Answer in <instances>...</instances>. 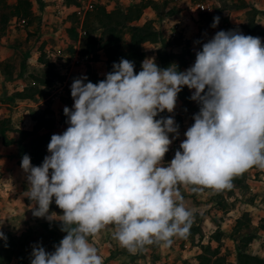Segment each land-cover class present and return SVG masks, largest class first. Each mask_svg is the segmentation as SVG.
<instances>
[{
  "label": "clouds",
  "instance_id": "1",
  "mask_svg": "<svg viewBox=\"0 0 264 264\" xmlns=\"http://www.w3.org/2000/svg\"><path fill=\"white\" fill-rule=\"evenodd\" d=\"M185 86L194 89L189 99L199 111L165 164L179 124L174 116L157 117L174 112ZM70 94L73 105L63 108L68 127L51 136L49 155L39 166L28 154L21 160L33 216L59 220L66 233L52 252L33 244L30 264H104L89 238L109 226L112 239L132 254L170 246L193 223L180 186L219 192L253 167L264 170L260 37L217 31L184 71L145 58L137 73L133 61L121 58L97 83L74 78ZM53 199L62 214L49 213ZM0 239L7 241L2 231Z\"/></svg>",
  "mask_w": 264,
  "mask_h": 264
},
{
  "label": "rangeland",
  "instance_id": "2",
  "mask_svg": "<svg viewBox=\"0 0 264 264\" xmlns=\"http://www.w3.org/2000/svg\"><path fill=\"white\" fill-rule=\"evenodd\" d=\"M4 1L13 3L15 0ZM29 1L33 19L27 22L12 18L6 29L0 33V118L6 116L11 118L12 128L7 132L11 137L15 136L18 129L31 128L32 110L44 106H48L53 112L56 124L52 133L61 134L68 124H60L58 121L65 107L64 100L70 94L73 79L87 75L89 72L98 76H103L105 73L102 51H98L96 58L92 60L77 54L78 40L71 38L67 31L72 27L75 31H79L78 34L81 33L79 30L81 20L72 13L73 6L91 1L92 8L103 5L106 10L113 11L115 8L125 7L138 0H77L75 4H66L64 0ZM153 1L159 6L158 13L154 12L155 15L150 18L149 13L143 10V15L141 14L138 20L142 22V19H152V24L158 33L156 42L142 45L143 60L154 58L158 65L160 57L166 54L189 50L193 56L187 58L186 64L181 66V71H184L194 63L196 51L201 50L203 43L211 39L217 31H228L232 28L245 35L260 37L264 43V0H202L208 4V10L197 21L187 19L185 3L188 0ZM45 2L51 3L54 7L45 8ZM169 8H175V14L168 16L165 12ZM32 9H37L39 13L34 14ZM211 15L220 18L215 28L211 27L213 22L210 20ZM174 21L176 22L173 23ZM175 39L179 40V43L172 45V40ZM126 40L127 35L123 37V42ZM197 40L200 43L194 44ZM41 54L52 65L51 72L54 73L47 85H41L37 81L43 73L47 77L51 74L49 71H44V64L38 60ZM177 62L178 60H170L171 64ZM140 70L141 68L136 72ZM30 86L39 89V93L31 99L19 100L13 96L14 92ZM193 91L194 89L189 90L185 86L178 94L172 114L179 127L182 120L188 122V117L193 118V115L199 111V104L189 99ZM72 105L73 99L66 106L71 108ZM184 111L186 114H183ZM164 112L170 114L166 110ZM175 112H180L182 117ZM11 145L18 151L16 145ZM179 145L166 153L165 164L174 157ZM3 146L0 141V166L5 162ZM46 155H49L47 149ZM237 178L238 182L232 181L231 188L219 192L207 188L191 195L189 186H180L179 189L184 197L185 207L194 214L192 224L201 229L200 243L216 246L213 236L219 231V254L224 255L227 264H235V240L248 231H252L254 237L248 243L247 251L264 259V231L260 227L264 223V170L253 167ZM25 188L27 189V186ZM13 206L19 208L20 202L15 201ZM53 212L62 214L54 199L49 208V213ZM29 219L33 228L39 221L47 220L34 217L33 214ZM236 219L241 220V228L236 233H232ZM246 220L247 226H244ZM26 222L28 221L25 220ZM10 228L1 227L0 231H22L26 226H22L21 223V228L16 229L10 224ZM112 230L111 226L102 230L97 237L98 244L94 239L89 238L91 243L97 244L95 247L100 255L106 254L103 258L104 264L118 260H120L119 264H198L196 258L200 248L196 245L197 235L189 238L174 237L170 246L153 244L132 254L112 239Z\"/></svg>",
  "mask_w": 264,
  "mask_h": 264
},
{
  "label": "trees",
  "instance_id": "3",
  "mask_svg": "<svg viewBox=\"0 0 264 264\" xmlns=\"http://www.w3.org/2000/svg\"><path fill=\"white\" fill-rule=\"evenodd\" d=\"M64 1L66 4L77 3V0ZM30 7L29 0H15L13 3L0 0V33L6 29L12 18L27 20V22L31 21L34 15ZM147 7L158 13L159 6L153 0H139L125 7L115 8L113 11L106 10L103 5H97L85 12L83 19L80 21L79 30L81 33L78 34L79 31H75L72 27L68 28L67 31L70 37L78 40V56H84L92 60L96 58L98 51L103 53L105 73L103 76H98L96 73L88 71L87 77L91 82L97 83L104 79L105 74L112 71L113 62H119L121 58L133 61L135 71L141 68V62L144 57L142 45L144 43H154L158 39V33L152 24V19H145L142 22L138 21L143 9ZM165 13L171 16L175 14V8H169ZM214 17H217V15H211L210 20L213 21ZM234 29L232 28L231 30ZM125 35H127V40L123 42ZM178 43L179 40H172V45ZM192 56L193 54L189 50H182L178 53L172 52L160 57L158 66L162 69L169 66L176 67L178 71H181V66L186 64L185 60ZM38 60L44 64V71H49L51 74L47 77L43 73L42 76L37 78V81L41 85H47L54 76V73L51 72L52 65L43 58L42 54ZM170 60H178V62L171 64ZM38 93V88L30 86L14 92L13 96L19 100H28ZM71 100L72 97L69 94L64 100L65 106ZM30 119L32 121L31 128L18 129L15 136L11 137L7 134L12 128L11 118L9 116L0 118V141L4 146L14 144L18 147L17 162L19 165H21L23 155L28 154L31 157V163L34 166H39L45 157L47 145L53 135L52 130L56 123L53 112L48 106L33 109ZM58 123H66L63 109ZM193 123L194 120L192 118L188 127ZM232 181L237 183L238 178L235 177ZM189 187L190 194L193 195L191 186ZM243 224L247 226V220ZM260 227L264 231V223ZM60 228L61 222L59 220L51 222L42 220L39 221L35 228L27 227L17 235L10 231H2L6 235L7 241L0 239V264H12V262L14 264H30L32 245L37 242L41 243L46 251H54V246L59 244L60 240L66 235ZM240 228L241 220L236 219L232 233H236ZM193 235H197L198 242L196 245L200 248L196 258L198 264H227L224 255L219 254V231H216L213 236L216 242L214 247L200 243L202 237L201 229L199 226L192 224L186 238ZM253 237V232L248 231L236 238L234 244L235 264H264L262 257L247 251V245Z\"/></svg>",
  "mask_w": 264,
  "mask_h": 264
},
{
  "label": "crops",
  "instance_id": "4",
  "mask_svg": "<svg viewBox=\"0 0 264 264\" xmlns=\"http://www.w3.org/2000/svg\"><path fill=\"white\" fill-rule=\"evenodd\" d=\"M60 1V0H59ZM59 1H57L59 3ZM62 1V0H61ZM139 1V0H138ZM46 3V2H45ZM54 7L51 5V3L47 2L45 4V8H52ZM38 9V8H37ZM33 10L34 14L39 13L38 10ZM148 9V10H147ZM146 13H149L150 18L155 15L154 11L150 9L149 7L143 9ZM143 15V14H142ZM144 19H142L143 21ZM147 43H144L145 45ZM1 45V44H0ZM178 115H181L180 112H175ZM183 114H186V111H184ZM159 116H173L172 113L166 114V112L160 113ZM160 117H157L159 119ZM192 117H188V122L182 120L180 122V127H179V136L175 140H173L172 144L170 145L169 149H174V147H177L181 143L183 139H185L184 132L187 130L189 123L191 122ZM174 134H169L170 138ZM3 152H4V159L5 162H2L3 164L0 166V228L4 229H11L10 224L14 225L15 228H21V223L22 226H26V228L29 226L32 227V223H30L29 216L31 214V201L24 196L25 187L27 185V180H26V173L23 171L21 168V165L18 164V156H17V150L15 146L13 145H8V146H3ZM23 198V199H21ZM19 201L20 202V207L15 208L14 202ZM8 205V206H7ZM21 221L19 223L18 221ZM25 220L28 221L25 223ZM21 230V229H20ZM21 231L14 230L12 233L18 234ZM102 232V231H101ZM97 234L96 236L90 237V239H94V241L99 243L97 241V237L101 234ZM104 233V232H103ZM97 244H94L96 246ZM220 248V246H219ZM220 250V249H219ZM106 254H102L101 256L104 258ZM107 260V259H106ZM119 261L116 262H110V264H119Z\"/></svg>",
  "mask_w": 264,
  "mask_h": 264
},
{
  "label": "built area",
  "instance_id": "5",
  "mask_svg": "<svg viewBox=\"0 0 264 264\" xmlns=\"http://www.w3.org/2000/svg\"><path fill=\"white\" fill-rule=\"evenodd\" d=\"M167 1H170V0H167ZM173 1H179V0H173ZM91 8H92V3L91 1H88L86 4L83 3V4L74 5L71 11L80 20H82L85 12L91 10ZM185 10H186V13L188 14L187 19H192L194 21H197L208 10V4L202 0H188L185 3ZM175 22L176 21H174L173 23ZM174 27H175V24H174Z\"/></svg>",
  "mask_w": 264,
  "mask_h": 264
}]
</instances>
